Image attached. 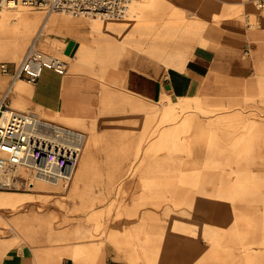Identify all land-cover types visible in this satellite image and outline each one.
I'll use <instances>...</instances> for the list:
<instances>
[{
  "label": "crops",
  "instance_id": "0c3cea01",
  "mask_svg": "<svg viewBox=\"0 0 264 264\" xmlns=\"http://www.w3.org/2000/svg\"><path fill=\"white\" fill-rule=\"evenodd\" d=\"M142 1L148 2L141 0L140 3ZM246 3L252 5L251 0H246ZM138 7L140 12L143 3ZM46 14L30 9H23L17 14L11 11L0 13V63H5L9 69L8 72L0 69V101L11 85L9 103L14 108L28 109L46 119L88 130L100 126L102 107L108 104L109 127L119 125L125 128L124 140L126 144H131L129 151L140 153V159L109 160L110 184L121 182L116 177L123 171H114L117 167L125 169L127 173L129 168H140L136 176L138 178L139 175L141 179L129 183L142 185L147 182L150 106L170 108L168 106L179 103L190 111L187 120L191 122L189 135L194 137V142L192 146L182 144L180 152L187 153L189 158H183L186 159L183 166L187 164V167H192L191 160H205L209 156L206 138L210 128L216 126L214 110L222 105L244 102L250 91L261 87L262 69L264 71V64H261L264 60V12L257 16V28L251 29L238 16L233 19H213L212 5L209 0H204V10L188 21L191 28L182 39L184 43L180 45V51L173 53L172 59L167 57L168 54L164 56L166 52L149 51V28L143 21L134 25L71 18L73 21L66 22L63 14ZM70 41H73L74 46L70 53H66ZM41 43L54 52H62L70 57L67 70L58 73L46 68L35 82L23 78L12 81V72L31 45L44 51L40 48ZM27 44L26 50L22 51ZM182 46L184 49H181ZM156 115L158 120L160 115V119H164L165 112L157 110ZM98 142L94 133L86 134L84 149L71 181V195L82 189L91 172L103 167L95 165L92 160ZM190 153L193 155L190 156ZM98 177L101 182V173ZM114 177L115 181L112 179ZM185 182L204 186L178 188L173 192L163 190L162 196L156 195L158 199L166 200L169 206L162 208V213L156 209L157 215L162 214L166 218L158 225L155 246L172 251L169 253L170 259H164L163 263L222 264L225 260L221 254L193 256L184 248L224 247L223 244L215 243L217 234L214 233L221 231L215 222L229 214L228 208L213 201L221 195L218 192L224 181L203 175L196 181L188 179ZM11 193L0 191V264H133V253L127 244V237L129 231H137L140 226L130 221L132 219H124L126 241L125 245L120 244V250H113V244L106 247L104 243L92 249H85L84 244H78L70 252L72 260H69L64 255V249L31 245L21 233H14L5 225L8 219L4 211L15 204ZM148 196L141 190L117 197L144 201L149 199ZM183 200L192 201L193 204L187 208L171 207ZM141 205L145 203L141 202ZM127 206L122 208L125 211L121 214L125 216L145 215L150 210L143 206L139 209ZM139 247H143L142 244ZM136 261L143 264V254Z\"/></svg>",
  "mask_w": 264,
  "mask_h": 264
},
{
  "label": "rangeland",
  "instance_id": "374dc122",
  "mask_svg": "<svg viewBox=\"0 0 264 264\" xmlns=\"http://www.w3.org/2000/svg\"><path fill=\"white\" fill-rule=\"evenodd\" d=\"M140 1L133 0L126 15L116 18L120 20L103 16L73 17L66 12L58 11L52 13L63 14L74 19L82 18L87 21L128 22L134 23V25L143 21L148 24L149 28V51L166 52L164 56L166 57L168 54L167 57L172 59V54L180 51V45L184 43L182 39L188 35L191 28L188 21L192 16L199 15L200 11L204 10V0L202 2L201 0L142 1L141 11L130 15L134 6L141 4ZM209 1L212 5L211 17L213 19L221 17L233 19L238 16L241 17L246 27L251 29L257 28V16L264 12L257 7L253 0H251L252 5L247 4L246 0ZM23 9L48 15L44 10L25 5L15 8H0V13L11 11L13 14H17ZM27 46L28 44L22 51H25ZM40 48L49 54L70 59L62 52L47 51L41 45ZM181 49L184 47L182 46ZM261 64H264V60ZM262 65H260L261 69ZM260 80H262L261 87L254 92L250 91L245 96L244 102H236V105L230 106L222 105L214 110L216 126L210 128L206 138L207 149L210 148L209 156L205 160H195L194 162L191 160L192 167H187V164L183 166L186 159L189 160V158L187 153L180 152L182 144L192 146L194 142V137L189 135L191 122L188 121V117L190 111L179 103L168 106L170 108L160 106L152 108L150 106L148 179L146 183L142 184L143 187L140 183H129L131 180L141 179L139 175L138 178L136 176V172L140 173V168H129L127 173L125 169L117 167L113 170L123 171L116 177L121 182L117 184L108 182L110 159L118 161L131 158L133 160L140 159V153L129 151L131 144H126L127 141L124 140L125 128L119 127V125L109 127L108 104L103 105L100 126L90 128V130L77 127L86 134L92 132L97 136L99 142L92 160L95 165L103 167H98L91 172L92 174L86 178L82 189L72 195L70 194L72 182L67 189L42 181H37L33 185L35 187L28 190L0 189V191L13 192L11 194L15 202L13 208L4 211L8 219L5 225L12 232L21 233L31 245L64 249V255L72 260L70 252L78 244H84L85 249L90 247L92 249V247L106 243V247L113 244V250H120V244L125 245L126 241L124 219L127 217L126 219H132L130 221L140 226L137 231H129L127 237V244L133 253V255L131 254L132 263L141 264L137 263L136 259L140 260L141 254H143L145 261L143 264H170L163 263V261L170 259L171 249L155 246L158 225L166 218L162 214L157 215L156 209L162 213L164 212L162 208L169 206L166 204V200L158 199L156 195L161 194L162 196L163 190L173 192L178 188L203 187L204 185L190 184L185 181L188 179L196 181L203 175H210L224 181L218 192L221 195L219 198L216 196L213 199L221 206L228 208L229 214L215 222V225L221 229L219 233H214L217 234L215 243L223 244L224 247L187 246L184 251H190L193 256L203 253L214 256L221 254L222 259L225 260L222 264H264L263 69ZM157 110L165 112L164 119L163 117L160 119L161 115L159 120L157 119ZM228 112L233 113L229 114ZM46 117L50 118V116ZM113 122L115 123V121ZM120 123L123 122L120 121ZM212 149H214L213 152ZM137 155L138 157H136ZM192 155L193 153H190V156ZM185 157L186 159H183ZM99 173H101V182L98 181ZM112 179L115 181V177ZM167 181L171 182L165 183ZM172 181L181 183L176 184ZM141 190L149 194V199L134 201L118 198L119 196L132 195L133 192ZM141 202H144L145 205H141ZM127 204L130 209L131 207L139 209L143 206L150 210L145 215L129 214L125 216L121 213H124L125 210L122 208L125 209ZM191 204H193L192 201L183 200L174 203L171 207L187 208L191 207ZM141 236L144 238L142 239ZM110 237L112 239L108 243ZM208 243L210 242L208 241ZM140 244L143 247H139ZM186 244L189 243L186 242ZM192 264L204 263L193 262Z\"/></svg>",
  "mask_w": 264,
  "mask_h": 264
},
{
  "label": "built area",
  "instance_id": "2783aa9c",
  "mask_svg": "<svg viewBox=\"0 0 264 264\" xmlns=\"http://www.w3.org/2000/svg\"><path fill=\"white\" fill-rule=\"evenodd\" d=\"M133 0H0V8L20 5L47 13L66 12L74 17L122 18ZM264 10V0H253ZM68 59L45 53L31 45L14 72L12 81L23 78L35 82L46 68L63 73ZM264 66V65H263ZM0 69L8 72L5 63ZM11 85L0 101V189L28 190L36 181L56 183L67 189L79 163L84 131L40 116L9 103Z\"/></svg>",
  "mask_w": 264,
  "mask_h": 264
},
{
  "label": "bare ground",
  "instance_id": "6f19581e",
  "mask_svg": "<svg viewBox=\"0 0 264 264\" xmlns=\"http://www.w3.org/2000/svg\"><path fill=\"white\" fill-rule=\"evenodd\" d=\"M131 4V3H130ZM129 7V6H128ZM128 10H129V8L127 9V12H128ZM138 11H139V7L138 6H134V9H133V11H132V13L130 14V15H134L135 13H138ZM62 16H64V18L66 19V22H71V21H73L71 18H69L68 16H65V15H62ZM110 18V17H109ZM90 22V21H89ZM48 23V21H46V24ZM89 27V26H88ZM41 46L45 49V50H47V51H53L51 48H49V46H47L46 44H42L41 43ZM85 133V132H84ZM84 144H85V141H86V134H84ZM83 149H84V145H83ZM83 151V150H82ZM245 172V171H244ZM238 176V175H237ZM38 181H42V182H47V181H43V180H38ZM37 182V181H36ZM35 182V183H36ZM48 183H52V182H48ZM53 184H55V185H58V184H56V183H53ZM33 187H35V186H33ZM249 227V226H248ZM234 228H235V226H234ZM249 230V229H248ZM234 231V230H233ZM235 232V231H234ZM232 233V232H231ZM232 235V234H231ZM234 237V236H233ZM234 239H236V238H234ZM237 243V242H236ZM223 252V251H222ZM221 253V252H220ZM239 256V255H238ZM219 257V256H218ZM232 257V256H231ZM230 257V258H231ZM241 257V256H240ZM233 258V257H232ZM232 260V259H231ZM240 260V259H239ZM222 262V261H221ZM227 264H229V263H227ZM233 264V263H232Z\"/></svg>",
  "mask_w": 264,
  "mask_h": 264
},
{
  "label": "water",
  "instance_id": "95a60500",
  "mask_svg": "<svg viewBox=\"0 0 264 264\" xmlns=\"http://www.w3.org/2000/svg\"><path fill=\"white\" fill-rule=\"evenodd\" d=\"M74 46V43L73 41H70L67 45V48H66V53H70L72 47Z\"/></svg>",
  "mask_w": 264,
  "mask_h": 264
}]
</instances>
